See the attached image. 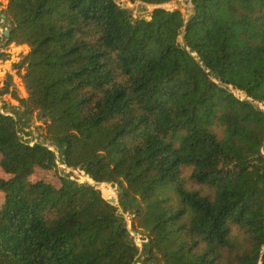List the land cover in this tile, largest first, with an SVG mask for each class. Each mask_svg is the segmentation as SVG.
Wrapping results in <instances>:
<instances>
[{"label": "trees", "instance_id": "16d2710c", "mask_svg": "<svg viewBox=\"0 0 264 264\" xmlns=\"http://www.w3.org/2000/svg\"><path fill=\"white\" fill-rule=\"evenodd\" d=\"M6 1L4 39L29 52L27 97L0 92L24 108L0 106V264H221L233 227L237 264H264V0H189L188 18L132 0L148 20L116 0ZM58 167L120 189L131 230L95 186L30 180Z\"/></svg>", "mask_w": 264, "mask_h": 264}, {"label": "rangeland", "instance_id": "374dc122", "mask_svg": "<svg viewBox=\"0 0 264 264\" xmlns=\"http://www.w3.org/2000/svg\"><path fill=\"white\" fill-rule=\"evenodd\" d=\"M117 4L124 7L125 9H129L133 18L139 19H149L151 7L143 4L135 3L132 0H116ZM7 1L0 0V92L5 87L6 84H11L10 88L16 92V95L20 98H26L27 94L23 86L22 75L24 73L23 70L16 69V65L20 63L25 55L28 54L29 48L26 45H17V44H9L7 45L6 40L4 39L5 34H8V23L5 21L2 22L1 15L5 10ZM167 8L178 9L184 15V17L188 18L192 11V5L189 0H174ZM9 77L11 78L9 81ZM241 97V96H240ZM241 99H245L241 97ZM0 106L4 108V111H11L12 108H15L18 112V118L21 116L23 112V107H21L16 100H14L10 95L1 96L0 95ZM19 136L23 141L30 142H45L43 137L41 136L43 131V124L36 117V114H32L26 119L21 120L19 123ZM48 143V142H46ZM1 160V156H0ZM62 168V167H60ZM58 167L57 170L44 171L36 168L30 177L32 182L36 181H44L51 184L53 187H59L61 185L60 178L63 176L69 177L71 180H77L81 182V174L77 171L70 175L63 173ZM66 171V170H65ZM190 168H186L183 170V178L185 180V185L188 189L199 190L203 194H212L211 189L206 186L198 185L194 183L190 179ZM9 175H6L2 169L0 168V180L8 179ZM92 186H95L101 193L105 192L111 195L112 199H107L104 195V198L107 200H112L114 202L113 205L118 209L119 214L124 217L126 228L128 231L131 230V222L133 221L132 211L127 208H123V199L120 194L115 190L110 188H106L104 184H95L93 181L90 182ZM3 195L0 193V206L2 203ZM131 237L138 247H141L143 241L138 235L130 232ZM232 245L230 248L225 249L222 252L223 259L221 264H237L236 255H241L249 248L248 236L238 229L237 227H233L232 229V237H231Z\"/></svg>", "mask_w": 264, "mask_h": 264}, {"label": "built area", "instance_id": "2783aa9c", "mask_svg": "<svg viewBox=\"0 0 264 264\" xmlns=\"http://www.w3.org/2000/svg\"><path fill=\"white\" fill-rule=\"evenodd\" d=\"M33 144V142H30L29 143V145L31 146ZM59 167H62L63 169H65V167L64 166H62V165H59ZM67 171H70V172H72V173H75L76 174V172L77 171H74V170H71V169H66ZM79 174H81V176L83 177V178H81V182H79V181H77V180H75L76 182H78V183H80V184H90V182H92L88 177H86L85 175H84V173H82V172H79ZM76 175H78V174H76ZM91 185V184H90Z\"/></svg>", "mask_w": 264, "mask_h": 264}, {"label": "water", "instance_id": "95a60500", "mask_svg": "<svg viewBox=\"0 0 264 264\" xmlns=\"http://www.w3.org/2000/svg\"><path fill=\"white\" fill-rule=\"evenodd\" d=\"M1 18H2L1 21L3 22L4 19H5L4 15H1ZM185 28H186V25L184 26V29H185ZM7 35H8V34L6 33L5 36H7ZM182 35H183V32H182ZM111 188H112V189H115L116 187H115V185H111ZM117 191H118L119 193H121V190H120V189H118ZM102 195H104V193H102ZM108 201L111 202V203L113 202L112 200H108ZM124 203H126V200H124ZM112 204H113V203H112ZM124 230H128V229L126 228V229H124ZM124 230H122V232H123Z\"/></svg>", "mask_w": 264, "mask_h": 264}]
</instances>
